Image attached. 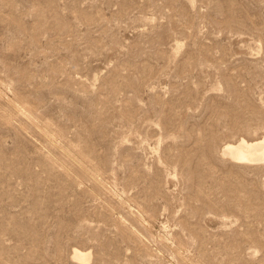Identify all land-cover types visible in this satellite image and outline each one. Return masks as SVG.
Instances as JSON below:
<instances>
[{
    "label": "rangeland",
    "instance_id": "obj_1",
    "mask_svg": "<svg viewBox=\"0 0 264 264\" xmlns=\"http://www.w3.org/2000/svg\"><path fill=\"white\" fill-rule=\"evenodd\" d=\"M264 0H0V264H264Z\"/></svg>",
    "mask_w": 264,
    "mask_h": 264
},
{
    "label": "bare ground",
    "instance_id": "obj_2",
    "mask_svg": "<svg viewBox=\"0 0 264 264\" xmlns=\"http://www.w3.org/2000/svg\"><path fill=\"white\" fill-rule=\"evenodd\" d=\"M222 153L237 163L255 166L264 164V139L255 141L241 139L235 144L225 145ZM91 257L90 252L74 251L73 258L79 263L88 264L91 262Z\"/></svg>",
    "mask_w": 264,
    "mask_h": 264
}]
</instances>
